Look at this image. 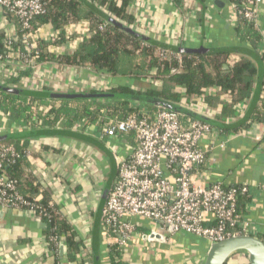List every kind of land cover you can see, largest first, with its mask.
Instances as JSON below:
<instances>
[{"label": "crops", "instance_id": "1", "mask_svg": "<svg viewBox=\"0 0 264 264\" xmlns=\"http://www.w3.org/2000/svg\"><path fill=\"white\" fill-rule=\"evenodd\" d=\"M127 13L133 18L132 26L136 31L171 48L230 51L241 43L237 32L239 18L231 0H129ZM16 20L0 9V32L17 38ZM84 21L89 22H81ZM258 28L263 47L259 51L254 50L264 64V0L258 10ZM52 30L50 25L42 28V32ZM72 32L75 35L73 45H64L59 49L52 47L51 52L60 55L74 53L79 47L77 39L81 40L83 34L77 28H73ZM244 45L251 47L246 43ZM159 50L161 48L156 52ZM230 52L231 61L241 57ZM27 65L31 64L17 58L9 67L0 66V80L10 84V78L16 71L13 70L14 66L19 72L22 71L21 67ZM257 67L259 70L258 63ZM31 70L30 76L22 77L19 85L26 90L42 93L103 92L117 86L144 91L150 86H162L158 84L161 81L151 80V77L138 80L134 77L101 75L86 68L48 61ZM257 86L258 82L252 97L238 104L234 113L228 110L224 114L220 104L216 107L209 105L212 117L227 128L212 127L210 135L199 145L207 151V162L201 170L204 185L222 183L228 187H249L250 196L240 202L244 211L242 215L249 226L247 235L264 241V120L244 127L262 105L264 78L258 100H255ZM222 99L231 103L228 96H222ZM246 115H249L248 122L237 126ZM98 125L100 120L95 125L76 128H66L64 125L54 128L33 126L31 128L52 133L28 139V160L35 183L47 191L56 213L78 234L76 241L80 244L79 248H69L65 243L66 253L60 255L64 264H112L113 244L108 234L105 236L101 230L103 193L105 188H112L117 178L116 157H130L135 144L129 141L128 136L102 138ZM16 130L23 129L0 112V134ZM37 196L42 200L41 192ZM1 210L0 264H56L57 255L48 244L49 225L45 220L22 210ZM206 219L213 221L211 216ZM135 223L139 231H148L137 219ZM172 238L171 244L153 248L141 237H136L124 253L123 262L204 263L208 252L206 240L189 234H177ZM70 256L74 259L70 260ZM238 258L232 257L233 264L241 263Z\"/></svg>", "mask_w": 264, "mask_h": 264}, {"label": "trees", "instance_id": "2", "mask_svg": "<svg viewBox=\"0 0 264 264\" xmlns=\"http://www.w3.org/2000/svg\"><path fill=\"white\" fill-rule=\"evenodd\" d=\"M45 1L49 4V12L46 15L36 17L32 21L33 29L38 30L50 25L53 30L59 32V35L56 40L38 41L36 51L41 52L38 58H35V51H30L22 43L26 31L23 30L21 21L16 18V25L14 24L17 27V40L13 43L14 48H21L28 55V58H35L36 64L48 61L66 66L86 68L96 74L130 76L136 79L149 78L152 75L151 79L162 82L161 87L150 86L144 91H137L128 86H117L108 91L119 94H143L190 108L195 102L194 99L203 95L205 89L220 88V92L216 96H209L206 100L212 107H216L218 104L223 106L224 114L228 110L234 113V109L238 104L250 99L254 94L259 70L256 61L250 57L241 56L238 62L230 64L229 52L219 50L194 52V50L185 48L175 49L152 38L137 37L110 23L106 14L111 15L125 26L132 27L133 18L127 13L129 0ZM82 20H87L91 24L90 36L79 44L74 53L62 55L52 53V47L62 46L74 39L75 36L68 37L66 27L78 24ZM102 25L106 27L104 30L100 29ZM237 32L241 43H246L258 51L263 47L262 37L255 22L239 19ZM5 36L4 32H0V52L2 53L7 51L2 43ZM158 48L180 54L182 61L179 62L175 58L162 60L156 56ZM138 54L142 55L145 60L151 58L147 69L142 67L143 70L141 71L140 66L134 63L131 65H137L138 68L136 66L130 69L126 68V70L120 68L121 61L127 60L128 64L133 59L135 62ZM144 64L146 63L142 65L144 66ZM31 72L32 70L21 72L19 77L11 78V83L6 85L17 90H26L19 85V82L22 77L30 76ZM32 92L34 94L21 91L19 93L0 92V112L9 116L12 123L21 127L23 131L31 129L33 126L54 128L64 125L66 128H76L78 126L95 125L99 120H103L98 125L101 128L105 120L109 118L125 120L142 110L148 112L157 110L151 106H141L125 100H54L43 98L42 92ZM222 96L231 98V103L224 101ZM261 102L262 105L258 107L250 122L244 126L245 128L250 127L251 123H259L264 120V97H262ZM42 106H49L50 109L46 114L40 110ZM33 107H37L36 115L33 114ZM128 137L129 141L136 146L135 134ZM28 142L29 140L26 138L0 142V146L13 145L21 153V158L14 164L5 167L3 173L19 181L20 192L26 199L33 201L38 198L37 195L41 192L42 200L40 203L43 206H48L53 204L50 201V195L35 183L36 179L30 171ZM248 196L250 194H245L239 199L238 209L241 214L244 211L240 207V202ZM48 225V244L52 250H58L56 264H64V259L60 256V241L63 240L69 248H79L80 244L76 241L78 234L66 220L60 218L59 214H55L52 222ZM56 236L59 239L57 244L53 240ZM111 248L112 264H126L123 262V252L116 245ZM73 259L74 257L70 256V260Z\"/></svg>", "mask_w": 264, "mask_h": 264}, {"label": "built area", "instance_id": "3", "mask_svg": "<svg viewBox=\"0 0 264 264\" xmlns=\"http://www.w3.org/2000/svg\"><path fill=\"white\" fill-rule=\"evenodd\" d=\"M231 1L239 19L255 22L258 26L262 0ZM0 9L21 21L26 31L22 43L36 52L35 58L41 55L39 50L36 51L38 41L48 42L58 38L59 32L55 30L47 33L42 32V28L33 29L32 21L49 12V4L45 0H0ZM73 28L83 34L81 40L77 39L79 44L91 34V24L84 21L66 27L69 38L75 36ZM105 28V25L100 26L101 30ZM16 40V36L6 33L2 43L7 51L0 52V66L9 67L17 58L31 65L21 67L19 72L14 66L16 71L11 78H17L21 72L39 65L35 58H28L21 48H14ZM72 43L73 40L64 45L71 46ZM64 45L54 46L53 49ZM158 53L162 60L175 58L182 61V56L173 51L161 49ZM239 60L240 57L233 58L229 63L235 64ZM0 84L8 86L2 80ZM219 92L220 88L205 89L191 108L196 110L194 105L197 104L201 111H196L213 116L206 98ZM49 109V106L40 108L44 114ZM212 129L208 124L164 109L153 112L142 110L125 120H105L100 132L102 138L135 134L137 140L130 157H117L118 175L105 206L104 224L108 239L123 252V256L134 238L144 239L147 235L146 231L138 230L135 218L153 221L171 234L194 235L213 243L248 234L249 226L239 212L238 202L242 195L251 193L250 188L228 187L222 183L206 186L203 183L204 173L201 170L207 162V151L199 143L210 135ZM20 158L21 153L13 145L0 146V208L26 211L51 223L57 214L54 205L43 206L40 197L29 201L21 194L19 181L3 173L5 167ZM207 216H211L213 221L209 222ZM53 240L56 244L59 242L57 236ZM57 252V249L53 250L54 255Z\"/></svg>", "mask_w": 264, "mask_h": 264}, {"label": "water", "instance_id": "4", "mask_svg": "<svg viewBox=\"0 0 264 264\" xmlns=\"http://www.w3.org/2000/svg\"><path fill=\"white\" fill-rule=\"evenodd\" d=\"M107 18H109L110 23L114 26L121 28L137 37L144 38L145 36L142 35L140 32L136 31L133 26L127 27L122 24L120 21L114 19L111 15L106 14ZM196 51H204L210 52L206 48H201ZM216 50H213L214 52ZM233 54H238L241 56L250 57L255 60L259 65V76H258V86L257 92L254 96L255 100H258L260 94V88L262 84V80L264 78V64L262 58L255 52L254 49L251 47L244 45L243 43H239L236 47L232 48ZM230 51H225L229 52ZM33 93L29 90H17L10 86H5L0 84V92H7V93ZM34 94V93H33ZM43 98L54 99V100H98V101H105V100H125L129 101L134 104H139L141 106H151L156 109H164L174 113H177L181 116L191 118L196 121L203 122L205 124L210 125L211 127H220V128H227L225 124L219 122L216 118L212 116H208L206 114L200 113L190 107L184 106L182 104H174L167 101H164L160 98H154L150 96H146L143 94H119V93H112V92H81V93H69V92H47L42 93ZM248 116H244L243 120L237 126L248 122ZM237 126H233L237 127ZM51 131L44 130V129H27V130H16V131H9L6 133L0 134V142L12 139H19V138H26V139H33L37 137H44L51 134ZM119 156V155H118ZM117 156V157H118ZM116 157V163H117ZM118 169V167H117ZM111 191V187H107L103 193V206H102V219H101V230L107 234L106 226L104 224V215H105V206ZM3 211L0 208V217L2 216ZM161 226V225H160ZM162 227V226H161ZM147 235L145 238H149L150 240L155 241L157 236L155 235V231L148 229L146 232ZM188 235V234H187ZM144 238V239H145ZM205 240V239H204ZM208 243V252L206 254L205 260L203 264H227L232 257L236 256L239 253H244L246 255V259L248 264H264V241L258 237L250 236V235H240V236H233L232 238H228L222 242H210L206 240ZM66 253V245L65 242L62 241L60 244V255H64Z\"/></svg>", "mask_w": 264, "mask_h": 264}, {"label": "rangeland", "instance_id": "5", "mask_svg": "<svg viewBox=\"0 0 264 264\" xmlns=\"http://www.w3.org/2000/svg\"><path fill=\"white\" fill-rule=\"evenodd\" d=\"M156 56L157 57H159L160 55H159V53L158 52H156ZM150 60H151V58H148L147 60H145V58L142 56V55H139L138 54V56H137V59L135 60V62H134V60L132 59V61L131 62H129L128 64H127V60H124V61H121V64H120V68L122 69V70H126V68H131V67H137V65H131L132 63H134V64H138L140 67H139V69H141V71L143 70L142 69V67H144L145 69H147V66H148V64H149V62H150ZM143 63H146V64H144V66L142 65ZM127 65V66H126ZM138 68V67H137ZM152 75H150V77H151ZM119 77H124V76H119ZM126 78H132V77H130V76H125ZM141 79H149L148 77L146 78V77H144V78H140V79H138V80H141ZM151 80H153V78L151 79ZM155 80V79H154ZM155 81H157V80H155ZM158 84H159V86H161L162 85V82H158ZM108 90H106V91H103V92H107ZM194 108L196 109V110H198V111H201V108H200V106H198L197 104L196 105H194ZM193 109V108H192ZM32 111H33V114L34 115H36L37 114V109H36V107H34V108H32ZM135 219H137L138 221H139V223L141 224V225H143V226H145V227H147L148 229H150V230H152V231H155L156 233H158V234H161V235H163L164 237H169L170 238V236H171V234H170V232L168 231V230H165V229H163L159 224H157V223H155V222H153V221H149V220H143V219H140V218H135ZM179 236V235H178ZM173 239V238H172ZM171 239V240H172ZM148 245H150V246H152L153 248H158V246H160V245H162V244H159V243H155V242H153V243H151V242H148L147 243ZM168 245L169 244H171V242L170 243H167ZM236 256H238L239 258L238 259H240V264H248V261H247V259H246V255H244V253H239V254H237ZM237 259V260H238ZM227 264H233V262H232V259H230V261L227 263Z\"/></svg>", "mask_w": 264, "mask_h": 264}, {"label": "flooded vegetation", "instance_id": "6", "mask_svg": "<svg viewBox=\"0 0 264 264\" xmlns=\"http://www.w3.org/2000/svg\"><path fill=\"white\" fill-rule=\"evenodd\" d=\"M170 234H171V232H170ZM177 234L184 235V233H177ZM177 234H171V236L169 238V237H164L163 235L158 234V233L155 232V235L159 239H156L155 241L150 240V239H143V240H144V242H147V243L148 242H151V243L155 242V243H159V244H167V243H169L171 241L172 237L177 235Z\"/></svg>", "mask_w": 264, "mask_h": 264}]
</instances>
